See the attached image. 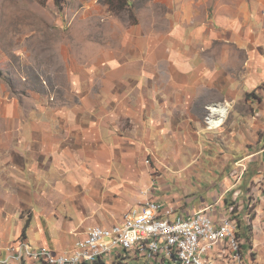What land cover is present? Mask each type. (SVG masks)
<instances>
[{
	"label": "crops",
	"instance_id": "obj_1",
	"mask_svg": "<svg viewBox=\"0 0 264 264\" xmlns=\"http://www.w3.org/2000/svg\"><path fill=\"white\" fill-rule=\"evenodd\" d=\"M145 2L130 29L72 60L70 103L48 105L41 122L16 113L15 135L0 136V250L23 238L68 252L88 228L155 200L236 220L245 263H256L234 167L264 151V0ZM211 106L225 109L218 130L206 126Z\"/></svg>",
	"mask_w": 264,
	"mask_h": 264
},
{
	"label": "rangeland",
	"instance_id": "obj_2",
	"mask_svg": "<svg viewBox=\"0 0 264 264\" xmlns=\"http://www.w3.org/2000/svg\"><path fill=\"white\" fill-rule=\"evenodd\" d=\"M145 1L0 0V136L15 135L11 127L16 126V113L21 121L41 122L48 116L44 112L48 105L70 103L74 97L67 72L72 60L93 56L92 43L103 34L130 29L137 22L136 15L145 14ZM256 149L249 146L248 151L255 153ZM258 157L234 167L242 171L246 188L242 198L246 203L236 217L241 228L252 230L248 239L253 242L255 264H264V151ZM21 216L29 217L26 210ZM15 229L16 224H11L5 233L9 241Z\"/></svg>",
	"mask_w": 264,
	"mask_h": 264
},
{
	"label": "built area",
	"instance_id": "obj_3",
	"mask_svg": "<svg viewBox=\"0 0 264 264\" xmlns=\"http://www.w3.org/2000/svg\"><path fill=\"white\" fill-rule=\"evenodd\" d=\"M216 118L211 106L206 126L215 128ZM211 210L179 215L172 205L147 200L129 209L121 224L88 228L68 252L20 238L0 250L6 255L0 264H246L236 220L216 223Z\"/></svg>",
	"mask_w": 264,
	"mask_h": 264
},
{
	"label": "bare ground",
	"instance_id": "obj_4",
	"mask_svg": "<svg viewBox=\"0 0 264 264\" xmlns=\"http://www.w3.org/2000/svg\"><path fill=\"white\" fill-rule=\"evenodd\" d=\"M216 113H218V114H220L219 116H217V118L216 119H214V121L215 122H213V126H215V128L217 127V126H220V124L222 123V118L225 116V109H223V108H219V107H217V108H215V109H212V114H216Z\"/></svg>",
	"mask_w": 264,
	"mask_h": 264
},
{
	"label": "trees",
	"instance_id": "obj_5",
	"mask_svg": "<svg viewBox=\"0 0 264 264\" xmlns=\"http://www.w3.org/2000/svg\"><path fill=\"white\" fill-rule=\"evenodd\" d=\"M126 2H127V0H126ZM126 2H125V4H123V6L127 4ZM111 6H112L111 3H109V4H108V7H109V10H110V11H111ZM237 224H238V223H237ZM238 226H239V225H238ZM243 234H245V233H243ZM238 235H240V234L238 233ZM247 239H248V238H247ZM99 264H103V263L100 262Z\"/></svg>",
	"mask_w": 264,
	"mask_h": 264
},
{
	"label": "clouds",
	"instance_id": "obj_6",
	"mask_svg": "<svg viewBox=\"0 0 264 264\" xmlns=\"http://www.w3.org/2000/svg\"><path fill=\"white\" fill-rule=\"evenodd\" d=\"M149 163V162H148Z\"/></svg>",
	"mask_w": 264,
	"mask_h": 264
}]
</instances>
